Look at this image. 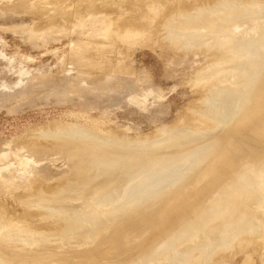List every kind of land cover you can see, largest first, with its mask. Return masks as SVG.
<instances>
[{
    "label": "bare ground",
    "instance_id": "1",
    "mask_svg": "<svg viewBox=\"0 0 264 264\" xmlns=\"http://www.w3.org/2000/svg\"><path fill=\"white\" fill-rule=\"evenodd\" d=\"M206 2L169 15L158 32L173 48L207 57L189 79L202 95L192 112L204 127L159 129L167 137L144 148L117 137L107 147L97 138L77 142L81 128H63L74 137L68 153L62 147L76 159L69 156L72 176L21 196V220L1 213L0 264H206L236 255L243 241H264V0ZM139 28L130 21L125 33ZM80 147L103 157L97 172L87 174ZM122 148L142 154L145 162L134 165L142 174L128 168L109 181L108 160ZM153 169L159 179L151 180Z\"/></svg>",
    "mask_w": 264,
    "mask_h": 264
},
{
    "label": "rangeland",
    "instance_id": "2",
    "mask_svg": "<svg viewBox=\"0 0 264 264\" xmlns=\"http://www.w3.org/2000/svg\"><path fill=\"white\" fill-rule=\"evenodd\" d=\"M151 1L0 0V166L5 164L0 167V215L4 213L1 216L6 215L9 222L21 220L25 209L17 205L21 196L39 187L48 191L72 176L71 165L76 162L66 149L71 150L74 139L97 138L102 141L98 144L107 147L117 137L138 140L144 148L152 140L165 139L166 133L158 136L164 128L178 132L204 127L192 112L200 107L202 95L189 79L207 57L199 51L173 48L158 32L169 15L190 12L201 2L214 0ZM129 19L139 31L125 33ZM68 126L81 131L69 138ZM146 138L148 143L141 142ZM123 148L124 153L112 151L113 160L118 154L116 161L108 160L109 181L114 173L128 168L133 175L142 174L135 171L145 162L142 154L131 158L132 150ZM88 155L87 174L95 173V166L104 165L96 157H103ZM25 161L28 164L22 169L20 162ZM160 173L156 171L151 180L157 174L159 179ZM253 242L238 243L236 255L218 256L206 264H264V241Z\"/></svg>",
    "mask_w": 264,
    "mask_h": 264
}]
</instances>
